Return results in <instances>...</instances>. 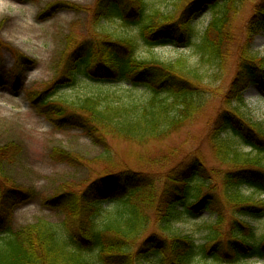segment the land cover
I'll return each mask as SVG.
<instances>
[{
	"label": "trees",
	"instance_id": "16d2710c",
	"mask_svg": "<svg viewBox=\"0 0 264 264\" xmlns=\"http://www.w3.org/2000/svg\"><path fill=\"white\" fill-rule=\"evenodd\" d=\"M246 1L252 5L246 28L258 34L264 30V0H188L178 15L175 9L150 7L147 0H96L92 16L97 24L119 18L127 26L137 24L138 36L107 33L75 44L51 84L27 93L56 128L81 129L104 147L100 158L108 169L96 172L85 186H63L46 199L64 213L60 223L39 218L14 229L12 210L32 191L16 184L1 186L9 181L6 167L19 148L15 142L0 145V264H234L264 256V233L258 234L253 224L264 218V199L255 195L264 193V127L237 109L251 84L264 90V61L249 44L241 45L230 84L215 88L208 84L207 73L187 58L168 62L139 55L141 41L149 48L193 45L201 61L222 69L232 51L226 24L236 5ZM220 2L221 11L196 35L192 16ZM14 54L18 83L24 65L34 61ZM7 80L0 57V85ZM82 84L99 90L67 96ZM216 97L222 104L208 136L217 165L209 166L202 154L188 152L178 160L173 154L149 160L146 168L110 166L111 138L139 145L166 139L193 123ZM55 155L77 162L64 149ZM203 211L213 220L201 242L192 234L178 233L176 218H195Z\"/></svg>",
	"mask_w": 264,
	"mask_h": 264
},
{
	"label": "rangeland",
	"instance_id": "374dc122",
	"mask_svg": "<svg viewBox=\"0 0 264 264\" xmlns=\"http://www.w3.org/2000/svg\"><path fill=\"white\" fill-rule=\"evenodd\" d=\"M147 1L150 7L162 11L175 9L177 15L188 2ZM95 2L96 0H0V57L8 76L6 84L0 85V145L15 142L19 148V154L6 167L9 181H2L1 186L16 184L32 191L29 199L15 205L12 210L11 222L14 229L34 223L39 218L60 223L64 219V213L47 204L46 199L63 186H85L89 179L97 175L96 172L108 169V163L100 158L105 151L104 147L94 144L81 129L56 128L37 110L27 93L28 90H41L51 84L60 74V62L75 44L97 35L108 37L107 33L119 37L125 34L138 36L137 24L127 26L119 18L97 24L92 16ZM222 6V2L215 9L205 6L200 13L192 16L196 35L205 31L213 15L221 11ZM52 7L54 8L50 10ZM251 14L252 5L249 1L241 6L236 5L226 24L232 37L231 57L222 69L201 61L200 53L193 45L149 48L141 41L139 55L145 57L152 54L168 62L187 58L189 64L207 73L210 86L226 88L235 75L238 47L249 44L259 59L264 61V30L256 34L246 28ZM15 52L34 61L24 65L18 83H15L13 73ZM97 90V85L82 84L70 90L67 96L83 97L95 94ZM243 95L244 102L237 105V109L243 117L261 123L264 127L263 87L257 83L251 84ZM221 104V97L212 99L193 123L163 140L139 145L111 138L109 148L114 159L110 166L146 168L149 160L162 159L170 154H173L174 160H178L188 152L202 154L209 166L217 165L208 133ZM240 148L244 152L250 151L245 145H240ZM58 149L74 154L77 162L70 164L58 159L55 155ZM154 168H158V165ZM255 195L264 199V193ZM176 219L174 227L178 229V233L192 234L201 242L210 231L213 217L210 212L203 211L195 218L181 215ZM253 224L256 225L258 234L264 233V218L253 221ZM194 264H200V261ZM234 264H264V256L239 260Z\"/></svg>",
	"mask_w": 264,
	"mask_h": 264
}]
</instances>
